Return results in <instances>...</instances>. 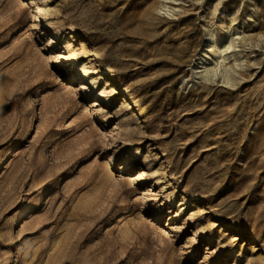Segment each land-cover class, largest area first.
<instances>
[{
  "label": "rangeland",
  "instance_id": "rangeland-1",
  "mask_svg": "<svg viewBox=\"0 0 264 264\" xmlns=\"http://www.w3.org/2000/svg\"><path fill=\"white\" fill-rule=\"evenodd\" d=\"M0 264H264V0H0Z\"/></svg>",
  "mask_w": 264,
  "mask_h": 264
},
{
  "label": "bare ground",
  "instance_id": "bare-ground-1",
  "mask_svg": "<svg viewBox=\"0 0 264 264\" xmlns=\"http://www.w3.org/2000/svg\"><path fill=\"white\" fill-rule=\"evenodd\" d=\"M164 7H166V12L171 14L173 9L167 5H164ZM220 29H223V25H220ZM228 35L229 37L226 39L227 34H219L217 28H209L207 30V40L203 45L198 58L194 61V67H192L195 74L204 77L206 80H215L216 76H220L222 80L228 84L235 81L233 75L234 72L231 71L232 68H227L223 65V63H225V61L231 56H233L234 61H237L231 51L235 41L231 29L228 31ZM74 55L71 58L72 60L75 58ZM82 67L86 72L94 70L87 64H83Z\"/></svg>",
  "mask_w": 264,
  "mask_h": 264
}]
</instances>
